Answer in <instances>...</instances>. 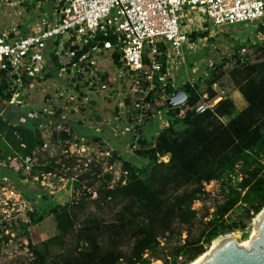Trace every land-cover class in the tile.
<instances>
[{
	"label": "trees",
	"instance_id": "1",
	"mask_svg": "<svg viewBox=\"0 0 264 264\" xmlns=\"http://www.w3.org/2000/svg\"><path fill=\"white\" fill-rule=\"evenodd\" d=\"M258 32L264 34V26ZM208 37V29L189 35L194 43ZM110 58L117 68L124 69L118 50ZM232 60L235 64L226 69ZM51 61L56 71L65 67L54 55ZM161 63L164 72L166 54ZM6 74L0 71L1 103L13 95ZM49 76L48 72L37 81ZM226 76L245 102L242 110L232 97L220 95L215 89ZM136 79L139 98L135 109L128 111L125 107V113L126 122L135 123L138 129V138L132 137L127 145L138 163L125 159L117 146L108 151V166L121 164L118 181L113 173L101 178L103 168L97 165L74 180L73 192L80 193L78 198L61 205L52 202V195L43 193L40 207L27 212L17 228L4 223L3 235L16 229L26 240L24 248L30 259L25 264H190L218 237L244 232L264 209V41L252 45L248 39L237 46L232 59L210 69L204 91L197 83L178 86L170 78L167 82L158 77L152 81ZM31 82L27 80V85ZM178 90L187 94V101L170 109L167 100ZM201 106L207 109L199 112ZM160 112L166 114L168 125L148 137L145 127ZM0 135L14 154L37 160L28 179L37 178L41 183L46 176L67 180L74 177L71 171L78 157L69 153L68 145L61 156L40 154L43 140L37 126H16L0 117ZM61 136L64 142L73 139L66 131ZM165 157L167 161L162 160ZM212 183L219 186V201L212 214L201 218L195 235L199 211L194 205L211 196L207 186ZM89 205L109 210L112 218L86 216ZM82 215L84 219H80ZM48 217H53L57 234L34 244L30 229ZM67 239L72 241L68 249ZM55 245L61 251L53 254Z\"/></svg>",
	"mask_w": 264,
	"mask_h": 264
},
{
	"label": "rangeland",
	"instance_id": "2",
	"mask_svg": "<svg viewBox=\"0 0 264 264\" xmlns=\"http://www.w3.org/2000/svg\"><path fill=\"white\" fill-rule=\"evenodd\" d=\"M54 6L55 4L52 5L51 0H0V35L11 29L33 34L44 26L43 20L50 17ZM195 18L196 22L201 23L200 28H202L197 30V26H194L191 30L201 32L208 29L209 37L205 40L199 39L195 43L189 39V42L184 46L183 56L186 61L185 65L187 64L186 69L189 68L191 73L194 72L192 70L199 73V77H197L198 75L195 77L198 79L197 84L204 91L206 89L205 80L210 75V69L214 68L215 65H219L223 60L232 59L237 46L244 44L246 40L249 39L251 43L250 37L244 36L242 31L247 35H251L254 30L245 28L243 24L220 29L212 25L205 27V22L211 23L208 19L202 18L199 14H195ZM239 29L241 30L239 31ZM111 55L112 53L108 52L100 58L98 57L95 67L84 71V73L79 68L67 65V59L64 58L62 59L65 65L64 70L56 71L51 68L48 71L51 75L48 79H44L42 82L34 81L32 86L25 88L20 95L19 105L4 106L0 102V109L4 111L3 113L0 111L2 119L16 126L33 127L34 125L39 128L42 133L43 144L38 152L44 157L63 155L64 147L67 145L69 153L78 157L77 166L71 171L74 175L71 180L48 176L39 184L28 182L30 180L28 179L29 174L21 165L20 158H15L20 166L18 174L21 183L23 181L28 182L24 190H21L16 184V191L21 193L22 197L27 200L24 201L21 198L19 202H16L12 198L9 207L4 206V204L0 205V264H25L29 261L30 255L28 250L24 248L27 242L24 238L19 237L21 231L15 229L12 233L5 232L4 235L1 231L4 223L17 228L19 221L26 216L27 212L40 207V199L43 193L55 196L56 201L62 204L73 198H78L80 193L73 192L74 180L87 171L93 168L96 169L97 165L103 168L101 178L106 173H113L115 181L120 179L121 164L117 163L110 168L108 166V151L111 152L113 149H117L115 148L117 146L122 147L124 141L132 139V134H125L124 131V127L133 125V123L126 122L125 107L128 111L134 110L139 95L136 90V77L126 69L117 68L110 58ZM183 56L182 58L173 59V64L178 65ZM184 59L181 62L182 64ZM234 64L235 62L232 60V63L225 68L230 69ZM195 82L193 81V84H196ZM175 84L181 85L178 81ZM215 89L225 97H232L239 110L245 107L243 98L229 76H226L220 85H216ZM127 100H129L128 103ZM120 107H122V110H120ZM166 123V114L160 112L157 117L147 123L145 129L147 136L157 135ZM138 124H142L141 119L138 120ZM116 125H118L119 130L118 133L114 134L120 139L121 143L119 141L110 143L105 133H111L112 126ZM64 131L69 135L73 134L72 141H63L61 133ZM79 138H84V144L88 146V149H85L84 152L81 149L83 142ZM118 150L125 159L138 163L135 161L134 153L130 151V148L123 149L122 147ZM0 162H3L2 159H0ZM1 165L3 169H11L7 164L2 163ZM88 182L85 183L88 184ZM40 190L41 192H39ZM207 191L211 196L207 200L197 202L194 205V209L199 211V220L193 229L195 235L198 234L201 227V218L207 214H212L215 211L217 201H219L220 190L218 184L208 185ZM263 212L261 211L253 219L244 232L226 233L220 237L231 234L238 244L250 239L254 231L255 221ZM86 213V216L98 214L108 220L112 218V213L109 210H97L93 205L86 208L84 214ZM83 216L80 219H84L85 216ZM32 231L34 244H40L42 241L54 237L57 231L53 217H48ZM8 237H11L10 241H7ZM183 237L186 238V234ZM213 242L205 253L210 250ZM65 247L66 249L72 247L70 239H67ZM51 250L53 254L61 251L56 245ZM152 264L163 263L153 261Z\"/></svg>",
	"mask_w": 264,
	"mask_h": 264
},
{
	"label": "built area",
	"instance_id": "3",
	"mask_svg": "<svg viewBox=\"0 0 264 264\" xmlns=\"http://www.w3.org/2000/svg\"><path fill=\"white\" fill-rule=\"evenodd\" d=\"M54 4L44 26L33 34L11 29L0 35V71L7 73L13 92L4 105L20 104L24 89L51 69L52 55L61 64L67 59V65L84 73L95 67L98 57L118 50L123 68L135 77L149 81L158 77L167 82L172 78L169 66L173 59L182 58L189 35L196 31L191 28H200L195 14L211 22L204 25L219 29L250 23L257 30L250 37L252 45L264 41V34L258 32L264 26V0H56ZM164 54L167 68L163 72ZM27 80H32L31 84L27 85ZM191 81L183 85L193 84ZM206 109L201 106L198 111ZM118 130V125L112 126V135ZM124 131L139 136L136 124ZM36 162L33 157L23 158L25 171L30 173ZM1 204L9 207L10 199Z\"/></svg>",
	"mask_w": 264,
	"mask_h": 264
},
{
	"label": "crops",
	"instance_id": "4",
	"mask_svg": "<svg viewBox=\"0 0 264 264\" xmlns=\"http://www.w3.org/2000/svg\"><path fill=\"white\" fill-rule=\"evenodd\" d=\"M47 1V0H46ZM52 1V5H53V2H54V0H51ZM196 19V18H195ZM245 28H250V29H252V30H254V32L251 34V35H247L244 31H242V33H243V35L244 36H248V37H251L255 32H257V30H255L256 28L252 25V24H250V27H249V25H246L245 26ZM197 30H200V28H198ZM241 29H239V31H240ZM183 59H184V56H183ZM183 59H182V61H183ZM182 61H180V63L177 65V64H171L170 66H169V69H170V72H171V80H172V82H179V83H184V82H186V81H197L198 79H197V77H199V73H196L195 72V70H192V72L193 73H191V70L189 69H186V66H187V64L185 65V63H186V61H185V59H184V63L182 64L181 62ZM185 67V68H184ZM181 69H183V71H181ZM198 75V76H197ZM195 76H197V77H195ZM191 81V82H192ZM182 83V84H183ZM2 105H4L3 103H2ZM4 106H7V105H4ZM0 111H1V109H0ZM2 113L4 112V111H1ZM159 115V113L157 114V116ZM157 116H155V117H157ZM155 117H153V118H151V120L152 119H154ZM151 120L149 121V122H151ZM163 120V119H162ZM148 122V123H149ZM168 125V123H166V124H164L163 125V127H162V129L163 128H165L166 126ZM147 126V125H146ZM146 128V127H145ZM105 135L107 136L106 138L108 139V142L110 141V143L112 142V143H114V141H119L120 139H118L117 138V136H115V135H112V133H109L108 134V132H106L105 133ZM72 136H73V134H72ZM100 136H101V134H100ZM99 138V137H98ZM112 139V140H111ZM117 139V140H116ZM79 140H81V142H83V144H82V146H81V149L83 150V152L85 151V149H88V146H86L87 144H84V142H85V139L84 138H79ZM120 142V141H119ZM121 143V142H120ZM79 144V143H78ZM122 147H123V149H125V148H127V145H128V142H127V144L126 143H122ZM121 147V148H122ZM0 159H2V161L3 162H0V205H1V202L2 201H5V200H7V199H14V200H16V202H19L20 201V199L22 198L24 201H26L23 197H22V195H21V193H18L17 191H16V187H15V185L17 184V186H19V188L21 189V190H24L25 189V187H26V184H28V182L29 183H33V182H36V183H38V180H37V178H34V179H30V180H28V182L27 181H23L22 183H21V181H20V179H19V174H18V171H19V168H20V166L17 164V162H16V160H15V158L16 157H19L20 158V160H21V165L23 166V168H24V164H23V155L21 154V153H18V154H14L13 153V151L11 150V148L9 147V145L7 144V142L4 140V138L0 135ZM53 157V156H52ZM37 161V160H36ZM7 164L11 169H3V167H1L2 165L1 164ZM6 166V165H5ZM7 167V166H6ZM5 167V168H6ZM27 172V171H26ZM28 173V172H27ZM29 175H30V173H28ZM46 177H48V176H46ZM45 177V178H46ZM44 178V179H45ZM39 184V183H38ZM39 192H41V190L39 191ZM34 193V192H33ZM38 195L40 194V193H37ZM26 197H27V195H26ZM63 197V196H62ZM59 198H60V196H59ZM52 202H54V203H57V204H61V205H63L62 203H58L57 201H56V199H55V196H52ZM40 203H41V199H40ZM67 203V202H66ZM25 218V217H24ZM23 218V219H24ZM22 219V220H23ZM42 224V223H41ZM36 227V226H35ZM35 227H32L31 229H30V233H31V237H32V230L35 228ZM11 236V235H10ZM43 242V241H42Z\"/></svg>",
	"mask_w": 264,
	"mask_h": 264
},
{
	"label": "water",
	"instance_id": "5",
	"mask_svg": "<svg viewBox=\"0 0 264 264\" xmlns=\"http://www.w3.org/2000/svg\"><path fill=\"white\" fill-rule=\"evenodd\" d=\"M187 94L178 90L167 100L170 109L183 106ZM264 211V209L262 210ZM231 237V234L226 235ZM250 249L241 248L236 241L225 243L212 253L202 264H264V221L259 227V236L251 240Z\"/></svg>",
	"mask_w": 264,
	"mask_h": 264
},
{
	"label": "bare ground",
	"instance_id": "6",
	"mask_svg": "<svg viewBox=\"0 0 264 264\" xmlns=\"http://www.w3.org/2000/svg\"><path fill=\"white\" fill-rule=\"evenodd\" d=\"M263 221H264V212L261 213L259 217L257 218V220L255 221L254 231L252 233L251 238L238 244L241 248H245L247 250L250 249L251 243H252L251 240L259 236V227L261 226ZM231 240L236 241L235 238H233L232 236L231 237H228V236L218 237L216 240H214L210 250L207 253L203 254L202 256H200L198 259H196L190 264H202L208 257L212 255L213 252H215L218 248L223 246L225 243L230 242Z\"/></svg>",
	"mask_w": 264,
	"mask_h": 264
}]
</instances>
